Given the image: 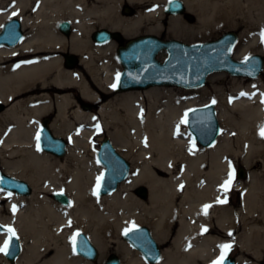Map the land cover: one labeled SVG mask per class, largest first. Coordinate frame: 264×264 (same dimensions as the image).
<instances>
[{
    "label": "bare ground",
    "instance_id": "1",
    "mask_svg": "<svg viewBox=\"0 0 264 264\" xmlns=\"http://www.w3.org/2000/svg\"><path fill=\"white\" fill-rule=\"evenodd\" d=\"M169 1L94 0L89 5L88 0H0V31L16 12L27 32L17 46L0 48V102L8 104L0 114L2 170L33 189L29 197L0 189V201L10 213L3 215L0 206V223L15 228L22 243L15 262L0 252V264H91L74 252L73 233L86 232L104 252L101 238L115 235L117 239L126 224L149 225L157 242L166 246L157 264H213L222 252L219 245L232 244L236 222L243 227L240 248L257 260L253 264H264L261 80L246 85L234 78L232 87L226 88L223 77L216 75L217 97L203 92L201 98L185 102L180 100L181 92L170 88L119 93L112 87L122 72L116 43L98 45L92 39L96 27L120 32L125 39L142 33L161 36L163 10ZM182 1L186 6L183 15L194 14L196 22L189 24L183 15H171L169 37L204 41L220 30L243 28L234 58L243 61L263 51L264 0ZM126 3L139 6L134 16L122 13ZM63 21L71 24L69 36L58 29ZM145 21L149 22L146 31ZM67 55L79 58L77 68L65 65ZM19 56L26 59L14 62ZM70 89L95 102L98 115L81 111L80 100ZM213 101L223 133L213 146H199L181 121L188 110ZM52 109L55 119L50 129L56 137L71 142L65 161L38 147L40 123ZM71 115L75 123L69 121ZM100 125L133 165L129 180L113 195L101 197L96 188L103 168L97 172L96 151L94 166L86 151ZM235 161L258 169L238 187L242 193L239 208L231 207L227 198ZM230 171L232 181L225 191L222 185ZM140 185L149 190L147 201L132 193ZM59 193L71 198V206L45 196L54 198ZM205 205L210 207L205 209ZM216 227L225 234L223 238L212 234ZM7 236L0 234V246ZM118 247L123 264H149L127 241ZM237 263L252 264L244 256Z\"/></svg>",
    "mask_w": 264,
    "mask_h": 264
},
{
    "label": "water",
    "instance_id": "2",
    "mask_svg": "<svg viewBox=\"0 0 264 264\" xmlns=\"http://www.w3.org/2000/svg\"><path fill=\"white\" fill-rule=\"evenodd\" d=\"M186 6L182 0H170L165 8L167 15H183ZM60 29L67 36L71 32V24L63 21ZM23 37L22 22L19 18H12L6 22L0 31V48L4 46L15 47ZM97 43H106L113 39L121 40L119 32L101 29L94 33ZM238 41V34L228 32L219 39L201 43L185 44L179 40H162L156 36L146 35L126 43L118 48L117 56L123 67L117 82L118 92L148 89L151 87H177L182 89H199L206 86L208 77L217 72H225L234 77L255 79L264 71V55H251L243 61L233 58V50ZM166 50L168 58L165 62L158 60V54ZM70 67L76 59L68 57ZM3 105L0 104V112ZM50 119L45 118L39 131V145L42 150L58 158L67 154V142L58 138L50 129ZM186 122L195 140L203 147H210L217 141L221 127L217 116V109L213 104L189 110ZM99 163L104 167L98 194L100 196L113 195L120 184L128 179L131 172V163L115 148L112 141L106 137L101 143L97 153ZM239 177L244 178L243 169ZM0 188L21 196H30L32 186L24 180L17 179L5 172H0ZM136 193L148 198V190L139 187ZM54 199L64 206H69L70 198L63 194H55ZM9 226L0 223V234L10 233ZM12 228V227H11ZM14 229V228H12ZM15 230V229H14ZM133 248L140 251L150 264H157L162 258V250L154 238L151 230L146 226L135 227L123 235ZM76 253L83 259L95 263L98 261L100 250L84 233L75 236ZM22 253L20 237L15 230V236L9 241L5 257L11 262ZM105 264H122L117 255H112ZM223 264H237L233 257H226Z\"/></svg>",
    "mask_w": 264,
    "mask_h": 264
},
{
    "label": "rangeland",
    "instance_id": "3",
    "mask_svg": "<svg viewBox=\"0 0 264 264\" xmlns=\"http://www.w3.org/2000/svg\"><path fill=\"white\" fill-rule=\"evenodd\" d=\"M92 3H94V0H88V4L89 5H91ZM161 4V3H160ZM150 5H152V4H149L148 5V7H147V9H149V8H151V6ZM123 6H124V4H123ZM130 6H131V8L135 11V13L139 10V6H136V5H134V4H131L130 3ZM163 13H164V16H165V19H164V21H163V27H162V29H163V31H162V35L161 36H156V37H158V38H160V39H162V40H178V39H175V38H172V37H169V35H168V21H169V18L168 17H170V16H168V15H166L165 14V12H164V10H163ZM187 14L189 15V17H190V19H187L186 18V16L185 15H183V16H181V17H185V19H186V21H188V23L189 24H195V22H196V16L194 15V14H192V13H190V12H187ZM187 15V16H188ZM14 17H16V16H12V17H10L9 19H11V18H14ZM16 18H18V17H16ZM8 19V20H9ZM7 20V21H8ZM7 21H5V22H7ZM4 22V23H5ZM3 23V24H4ZM149 22L148 21H145V23H144V31H146L147 30V28L149 27ZM100 29V27H96L95 28V31H97V30H99ZM104 29H106V28H104ZM262 31H264V22H263V24L261 25V27H260V32H262ZM227 32H234V33H236V34H238V41H237V43H236V45H235V47H234V50H233V57H234V55H235V49H236V46H237V44L239 43V41H240V36H241V34H242V32H244V29L243 28H241V29H223V30H220L219 32H217L213 37H211L210 39H207V40H204V41H186V40H179V41H181V42H183V43H186V44H189V45H193V44H200V43H207V42H210V41H214V40H217L218 38H220L222 35H224L225 33H227ZM146 35H149L148 33H142V34H140V35H138V37H136V38H139V37H142V36H146ZM129 40H133V39H125L124 37L122 38V42L121 41H118V40H115L114 42L116 43V55H117V51H118V48H119V46H124L125 44H126V42H128ZM261 46L263 47V51L261 52V53H251L249 56H251V55H255V54H260V55H264V42H262L261 41ZM248 56V57H249ZM118 57V56H117ZM78 58V57H77ZM158 60L160 61V62H165L166 61V59L168 58V52L166 51V50H163V51H161L159 54H158ZM247 58V57H246ZM235 59V58H234ZM78 60H79V58H78ZM119 60V59H118ZM79 62V61H78ZM119 63H120V61H119ZM121 64V63H120ZM121 66V71H122V69H123V67H122V65H120ZM77 68V67H76ZM216 75H220V76H222L223 77V80H222V83L225 85V87L226 88H231L232 87V85H233V81L235 80L234 78H238L239 79V81H246L245 83H246V85H248L249 83H250V81L251 80H253V79H250V78H243V77H234V76H231L230 74H227V73H224V72H218V73H214V74H212V75H210L209 77H208V81H207V83H206V86H204V87H202V88H199V89H192V90H190V89H182V88H176V87H160V88H170V89H173L175 92H181L182 93V95H181V97H180V100H181V102H185V101H187V100H189V99H193V98H201V96H202V94H203V92H205L207 95H209V96H211V97H217L218 96V93H217V91H216V88L218 87V83H216V82H214L213 81V77L214 76H216ZM260 80H261V83H262V86L264 87V71H263V73L261 74V76L260 77H258ZM258 78H256V79H258ZM244 79H246V80H244ZM157 87H159V86H157ZM151 88H154V87H151ZM148 89H150V88H148ZM94 90H97V89H94ZM143 90H147V89H141V90H132V91H143ZM69 91H71L73 94H74V96H76V97H79L80 98V93L76 90V89H70ZM128 92H131V91H128ZM99 93V92H98ZM120 93H127V92H120ZM84 102H89V101H86V100H84ZM90 103H94V102H92V101H90ZM207 104H213L215 107H216V105L214 104V103H207ZM207 104H201V105H198L197 107H201V106H204V105H207ZM197 107H195V108H197ZM98 109V108H97ZM217 109V108H216ZM80 110L81 111H83V112H87V113H93V114H96V115H98L97 114V110H85L83 107H81L80 108ZM191 110V109H190ZM189 111V110H188ZM71 112V111H70ZM72 112H73V110H72ZM71 112V113H72ZM70 113V114H71ZM218 113V112H217ZM45 118H49L50 119V125L53 123V121H54V119H55V110L54 109H52L51 110V112L50 113H48V115H47V117H45ZM98 118H100V117H98ZM68 119H69V121L70 122H72V123H75L76 121H75V118L71 115V116H69L68 117ZM219 119V118H218ZM219 123H220V127H221V134H220V136L222 135V133H223V126H222V124H221V122H220V120H219ZM185 124H186V126H185V130H187L188 132H190L189 131V128H188V125H187V123H186V121H185ZM80 125L77 123V126H76V128L78 129V130H80ZM54 133V132H53ZM219 136V137H220ZM106 137H108L109 138V135H108V131L106 130V128L104 127V126H102V125H100V127H99V129L96 131V135H95V138H93V140H92V142H93V145H91V147H87L86 148V151H87V156H88V158H90V163H91V165H95V160H94V157H93V152H94V150L96 151V162L99 164V166H97V168H96V171L98 172L99 170H100V168H103L101 165H100V163L98 162V159H97V151L99 150V147H100V144H101V142L103 141V139L104 138H106ZM219 137H218V139H219ZM67 141H70L67 137H64ZM110 139V138H109ZM217 139V140H218ZM198 144V143H197ZM199 145V144H198ZM199 146H201V145H199ZM39 147V146H38ZM116 150H117V148H116ZM122 156H124L123 155V152L121 151V150H117ZM1 153H0V171H3L2 170V161H1ZM54 157V156H53ZM125 157V156H124ZM130 163H131V166H132V168H131V173H130V176L132 175V171H133V165H132V162H131V160L129 159V157H125ZM65 158H60L59 160L60 161H65L64 160ZM233 167H234V182H233V184H232V187L230 188V191H229V193H228V195H227V198L230 200V202L232 203V206L231 207H234V208H239L240 207V202H241V200H242V193H241V190H239L238 189V187L240 186V185H242L243 183H245L247 180H248V178H249V173L250 172H254V171H256V170H258V169H255V168H248L247 166H245L242 162H239V161H235V162H233ZM240 169H243L244 170V172H245V177L244 178H240L239 177V171H240ZM130 176H129V178H130ZM129 178L125 181V182H127L128 180H129ZM125 182H123V183H125ZM122 183V184H123ZM121 184V185H122ZM120 185V186H121ZM31 186V185H30ZM119 186V187H120ZM139 187H145L147 190H148V188L145 186V185H140V186H138L132 193H133V195L135 196V197H137L138 199H140V200H143V201H147V199H144V198H142V197H140L137 193H136V191H137V189L139 188ZM119 189V188H118ZM98 194V193H97ZM31 196V195H30ZM45 196L46 197H48L49 199H51L52 201H55V202H57L54 198H53V195H50V194H45ZM98 196H100L99 194H98ZM22 197H29V196H22ZM69 197V196H68ZM101 197V196H100ZM148 197H149V190H148ZM70 198V197H69ZM70 200H71V198H70ZM59 205H61V206H64L63 204H61V203H59V202H57ZM71 204H72V200H71ZM71 204H70V206H71ZM0 206L4 209V211H3V215H5V216H9V211L7 210V208H6V204L5 203H3L2 201H0ZM64 207H69V206H64ZM126 226L127 227H125V229H124V232H125V230H128V229H130V228H132V227H137V226H146V227H148L150 230H151V232H152V234H153V231H152V229L149 227V225H146V224H143V225H141V224H136V225H128V224H126ZM236 229H235V236L231 239L232 241V244H231V248L228 250V251H226V254H225V256H227V255H230V256H232L233 258H235L236 259V263H237V258L239 257V256H244V258H246L249 262H251L252 264L253 263H257V260H255V258L251 255V254H249V253H246V252H244L241 248H240V246H239V241H240V235L242 234V232H243V227H242V224L240 223V222H236ZM216 230V231H215ZM214 231H213V233L212 234H214V235H216V236H219V237H222L223 238V236H225V234H223L222 232H221V230H219L217 227H216V229H215ZM124 232H122V233H120L119 234V236L117 237V239H113V236H115V235H110V236H105V237H102L101 238V241L102 242H104L105 243V247H106V249H105V251L104 252H102V250H100V255H99V260H98V262L97 263H95V264H103V262L108 258V256H110V255H112V254H115V255H118L120 258H121V260H122V262H123V259H122V257L119 255V253H117L116 252V248H119L118 246H120V243H126V241H124V239H123V233ZM77 233H85L86 234V232H84V231H76V232H74L73 233V236H75V234H77ZM86 235H88V234H86ZM72 236V237H73ZM154 236V235H153ZM159 244V246H160V249L162 250V254H163V251H164V249L166 248V246H164V245H162V244H160V243H158ZM72 245H73V242H72ZM73 250H74V252H75V249H74V245H73ZM76 253V252H75ZM77 255V254H76ZM221 255V254H220ZM220 255H218V257H217V259H219L220 258ZM80 257V256H79ZM84 260V259H83ZM10 262V261H9ZM11 263V262H10ZM91 264H94V263H91ZM238 264V263H237Z\"/></svg>",
    "mask_w": 264,
    "mask_h": 264
},
{
    "label": "snow or ice",
    "instance_id": "4",
    "mask_svg": "<svg viewBox=\"0 0 264 264\" xmlns=\"http://www.w3.org/2000/svg\"><path fill=\"white\" fill-rule=\"evenodd\" d=\"M18 13L16 12H13L12 15L15 16L17 15ZM261 37H262V42H264V31L261 32ZM117 79H119V76H117ZM116 85H112V87H115ZM241 95H246L245 93H242ZM213 103H215V101H213ZM187 115V113L185 114ZM185 121H181V123H184ZM262 137H264V127L261 128V133ZM37 140H39V134L37 135ZM232 176H233V173L232 171L229 172V178L225 181L224 185H222V187L224 188L225 191H227L228 189V186H230L231 184V181H232ZM102 179V177H98L97 178V190L99 189L100 187V180ZM9 195H11V193H9ZM220 203H223V202H226V201H218ZM208 207H210L209 205H205L204 208L207 209ZM13 211H15V208H13ZM71 224V221H69V225ZM7 231L10 233V236H9V239H6L4 241V244L3 246H0V252H4L5 254H7V251H8V247H9V241L11 240V238L13 236H15V230L12 229L11 227L7 228ZM128 231L129 230H125V235L128 234ZM78 235V233H77ZM231 235V234H230ZM72 242H73V245H75V236L72 237ZM219 247L221 248L222 252H221V256L220 258L217 260V261H214L213 264H223V260H224V256L226 254V250H229L231 248V245L230 244H221L219 245Z\"/></svg>",
    "mask_w": 264,
    "mask_h": 264
},
{
    "label": "flooded vegetation",
    "instance_id": "5",
    "mask_svg": "<svg viewBox=\"0 0 264 264\" xmlns=\"http://www.w3.org/2000/svg\"><path fill=\"white\" fill-rule=\"evenodd\" d=\"M122 13L124 14V15H126V16H134L135 15V11L131 8V6H130V4L129 3H126V4H124V6L122 7ZM58 29H59V31L60 32H62L61 31V29H60V26L58 27ZM26 30L23 28V34H24V37L22 38V40H21V42L25 39V37H26ZM63 33V32H62ZM92 39H93V37H92ZM94 40V39H93ZM113 41H115V40H113ZM94 42L96 43V44H98L95 40H94ZM122 42V41H121ZM98 45H101V44H98ZM120 47V46H119ZM68 57H72L73 59H76V63H75V65L73 66V68L75 67L76 68V66L79 64V60H78V58L76 57V56H74V55H67L66 57H65V65L66 66H68V67H70L69 66V63H68ZM26 59V57L25 56H19L18 58H16L15 60H14V62H16V63H20V62H22V61H24ZM81 96H80V98L79 97H77V99L78 100H80L81 101ZM1 103V102H0ZM2 105H3V109H2V111L0 112V114L2 113V112H4L7 108H8V104H4V103H1ZM83 108L85 109V110H97V108H98V105L94 102V103H90V102H84L83 103ZM109 258V257H108ZM107 258V259H108ZM106 259V260H107ZM106 260L103 262V264H105V262H106ZM97 263V262H96Z\"/></svg>",
    "mask_w": 264,
    "mask_h": 264
}]
</instances>
